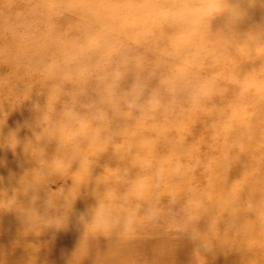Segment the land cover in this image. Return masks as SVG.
<instances>
[{"label": "rangeland", "instance_id": "rangeland-1", "mask_svg": "<svg viewBox=\"0 0 264 264\" xmlns=\"http://www.w3.org/2000/svg\"><path fill=\"white\" fill-rule=\"evenodd\" d=\"M41 2L0 0V122L4 136L16 131L19 141L15 149L0 141V264H264V0H62L80 7L53 15V34H75L82 23L103 25L146 59L150 88L181 73L190 84L212 79L216 85L197 109L181 91L165 98L166 116L132 113L96 154L75 139L61 144L58 136L24 150L39 131L32 106L45 103L51 82L30 62L31 44L14 36L8 22ZM160 6L180 7L185 16L166 19ZM197 158L194 170L168 177L140 203L142 215L149 202L167 206L171 193L177 208L195 196L203 203L198 219L179 228L161 221L132 238L91 233L86 221L74 220L107 188L123 193L161 164L179 159L190 166ZM146 160L151 169L143 167ZM49 196L60 211L34 220L33 197L41 198L39 207Z\"/></svg>", "mask_w": 264, "mask_h": 264}, {"label": "clouds", "instance_id": "clouds-1", "mask_svg": "<svg viewBox=\"0 0 264 264\" xmlns=\"http://www.w3.org/2000/svg\"><path fill=\"white\" fill-rule=\"evenodd\" d=\"M77 7L80 6L65 4L62 0H44L37 3L32 12L20 13L8 22V30L14 36L31 44L30 62L34 61L42 69L43 78L51 82L45 103L41 105L37 101L32 106L34 124L39 131H33L34 139L27 140L24 150L33 142L38 144L45 138L51 140L58 136L61 144L75 139L86 143L89 152L103 153L117 134L114 126L125 121L132 113H161L166 116L170 105L165 103V98H175L181 91L187 92V102L197 109L215 94L216 85L212 79L190 84L184 73L162 76L157 85L150 88L153 70L146 59L123 47L113 32L103 25L82 23L75 34L59 31L53 34L55 26L52 16L73 12ZM37 9H47L48 15L37 12ZM160 9L166 19H183L185 16L180 7L172 10L160 6ZM4 126L5 121L0 122V141H6L15 149L19 144L16 131H10L5 137L2 131ZM153 144L150 140L145 142V146L150 149L149 155ZM40 154H43L42 150ZM166 163L168 166L161 164L154 174L137 177L123 193L114 187L107 188L102 198L86 212H78L74 220L86 221L85 227L91 233L106 236L116 233L132 238L138 229L149 225L159 226L161 221L170 227L179 228L182 222L186 224L187 221L198 219L202 201L189 196L177 208L178 197L175 193L170 194L167 206H160L158 201L149 202L141 215L140 202L149 200L154 187H159L170 176H183L194 170L200 161L197 158L190 166L179 159ZM90 166L91 161L85 156L81 167L87 170ZM143 167L151 169V160H146ZM56 170H62L59 163L56 164ZM3 183V177H0V185ZM12 199H15V195ZM40 200V197H33L32 200L31 214L34 220L39 221L41 213L48 215L60 211L53 197L43 198L40 206L36 207ZM75 200L74 193L73 204ZM67 218L65 215L63 222ZM259 219L264 225V212L260 213Z\"/></svg>", "mask_w": 264, "mask_h": 264}]
</instances>
